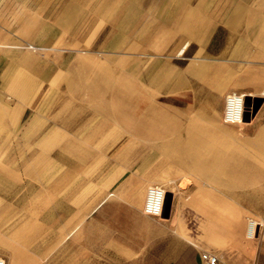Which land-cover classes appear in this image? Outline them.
I'll list each match as a JSON object with an SVG mask.
<instances>
[{
    "label": "rangeland",
    "instance_id": "rangeland-1",
    "mask_svg": "<svg viewBox=\"0 0 264 264\" xmlns=\"http://www.w3.org/2000/svg\"><path fill=\"white\" fill-rule=\"evenodd\" d=\"M171 8L176 11L168 0H0V122L5 126L0 135L9 145L0 151V170L15 171L7 176L13 188L2 192L0 187V201L5 200L0 202V258L7 264H113V254L128 244L123 239L142 231L148 189L155 185L166 197L170 193L169 201L174 196L175 214L186 216L189 208L195 216L167 228L195 233L196 243H209L207 252L219 257L218 264H264V159L255 161L258 170L228 174L230 184L223 187L220 167H232L234 158L222 165L163 146L172 134L184 137L193 130L189 125L199 114L205 128L220 126L222 135H235L247 147V138L264 127V87L255 89L253 109L244 111L243 121L224 122L228 96L250 91L235 85L252 83L234 80L236 57L223 45L224 33L209 39L210 31L201 30L200 23L195 37L184 38L189 27L177 23ZM123 37L128 41L119 42ZM204 39L212 44L206 47ZM102 68L98 85L115 78L128 91L125 78L137 80L147 87L141 90L144 100L151 106L156 101V108L131 112L96 106L107 96L96 95L88 84L72 91L65 85L67 70L91 74ZM250 69L245 62L244 71ZM227 73L232 79L222 84ZM179 77L184 83L175 89ZM59 97L76 106L46 103ZM88 100L92 106L82 105ZM34 115L50 125L27 127ZM159 134L163 142H148L159 140L150 137ZM130 136L132 142H126ZM86 139L91 142L79 141ZM56 142L75 143L78 152L53 154ZM258 143L254 148L264 157V139ZM31 147L40 153L26 154ZM129 151L134 154L125 155ZM224 194L228 198L222 202ZM109 200L115 204L97 210ZM159 220L161 230L168 220ZM252 220L258 225L250 235ZM221 243H226V262L220 261ZM157 250L148 264L169 262L170 249ZM195 250L206 264L205 250Z\"/></svg>",
    "mask_w": 264,
    "mask_h": 264
},
{
    "label": "crops",
    "instance_id": "crops-1",
    "mask_svg": "<svg viewBox=\"0 0 264 264\" xmlns=\"http://www.w3.org/2000/svg\"><path fill=\"white\" fill-rule=\"evenodd\" d=\"M168 3L176 6V11L174 8H171L170 15L178 18L177 23L189 27L188 30H184V38L190 39L191 37H195V31L196 29H199L198 26L201 24L203 25L201 30L210 31L209 39L214 32L219 31L224 33L222 38L224 41L223 45L226 48L231 47L233 49L232 54L236 57L235 62L237 66L234 73L235 76H233L234 80L243 84V80L248 79L250 80V83H252L251 85H235L236 89H250L249 92L246 91L240 93L245 98V112L250 113L253 109V96L259 92L258 89L264 87V0H168ZM181 17H183V19H181ZM195 17H203V19L202 21H195ZM202 36H204V34ZM205 39L204 42L206 43ZM209 39L208 41H210V43H206V47L207 45L212 44V39ZM245 62L251 64L249 72L244 71ZM228 74L229 73L225 74L224 79H222L221 82L222 84H226L228 78L229 80L232 79L231 75ZM177 83L178 79L175 84ZM175 86L176 85H174V87ZM255 89L258 92L255 91ZM236 93L239 94L238 92ZM154 108H156V106ZM225 114H227V109ZM80 115L84 118V112H81ZM85 116L87 117V120L91 116L93 117L92 113L88 111L85 113ZM257 116L258 112H256L251 118V123L257 118ZM42 119L43 120L41 121L39 116L37 117L34 115L30 119V122L27 123V127L35 125L47 127L50 125L48 123L49 121L45 122V118ZM193 121L192 125L190 124L189 126H192L195 130L189 128L184 137L172 134L173 139L167 140L166 142H171L174 139L182 140L183 143L188 145V148L186 147L188 150L187 157L192 153L193 156L201 155L204 159L209 161L216 159L220 163L221 161L224 162L234 158L237 162L233 164L230 163V166L232 167H220V172L225 175L223 181H221L223 187H227L230 184L228 174L235 173L237 175H242L243 170L254 171L253 167L256 169L259 168L257 165L255 166V161L259 157L260 159H264V157H261L263 151L254 148V144L259 146V139H264V127L260 129L261 131H257L254 135L255 137L247 138L248 142H246V145L248 146L245 147L238 140L237 136L222 135L220 133V130L222 129L220 126L205 128L203 125L204 119L201 115L197 114ZM235 121L237 120L227 119L225 115L224 122L235 123ZM238 121H243V119ZM162 127L164 128V126ZM133 136H130V138L128 137L129 139H127L126 142L131 143ZM150 137H155V139L159 138L157 141L149 140L148 142L151 143H161L164 140L161 134L155 136L151 135ZM79 141L91 142L89 139ZM117 154H120V152H117ZM133 154L134 153L130 151L125 153V155L129 156ZM222 165H226L225 162ZM238 183L242 184V180L238 181ZM168 197L169 196L166 197L163 213L161 215L151 214L146 212V210L144 211L148 217L145 218V225L140 227L142 231L138 236H131L128 239H123L128 244L124 243L122 251L113 254V264H148V256H157L158 251H160L157 249L160 248L170 249V260L165 264H201L199 253L196 252L195 247L202 251H208L210 250V245L209 243H207L208 245L199 242L196 243V236L193 232H186V234L183 233L182 235L175 230H171L170 227L167 228V224L170 225L172 223H177L182 225L184 223H189L190 221L193 222L195 219L194 215L189 214V208H187L188 214L186 216H178L175 214L177 212L174 211L176 206L175 198L173 196L169 201ZM227 198L228 197L224 194L219 199L220 201L225 202ZM112 201H114V199ZM112 203L115 204L114 202ZM112 203L111 200H109L106 203L98 205L97 210L99 207H108L109 204ZM167 208L169 211L168 216H164L165 209ZM92 217H94V215ZM159 219L168 220L166 221L168 223H164L163 229L161 230L159 227L162 225V222ZM225 239L226 238L222 236L218 237L219 242H224ZM199 240L200 238L197 239V241ZM167 241H169V243H167ZM225 244L226 243H221L218 246L220 249H223V252H219L220 261L224 260L226 262L227 248ZM153 249H156L157 251H153Z\"/></svg>",
    "mask_w": 264,
    "mask_h": 264
},
{
    "label": "bare ground",
    "instance_id": "bare-ground-1",
    "mask_svg": "<svg viewBox=\"0 0 264 264\" xmlns=\"http://www.w3.org/2000/svg\"><path fill=\"white\" fill-rule=\"evenodd\" d=\"M161 1V0H160ZM126 2V1H125ZM124 6V5H123ZM119 9V8H118ZM98 17V16H97ZM106 18V17H105ZM116 20V19H115ZM116 22V21H114ZM121 22V21H119ZM122 23V22H121ZM126 27V26H125ZM115 30V29H114ZM119 30V29H118ZM108 32V31H107ZM118 32V31H117ZM121 33V32H120ZM128 35V34H127ZM134 35V34H133ZM113 37V34L111 35ZM110 36V37H111ZM115 36V35H114ZM126 37V36H125ZM108 38V37H107ZM109 40V39H108ZM111 40V38H110ZM133 40V39H132ZM112 41V40H111ZM119 42H127L128 39L126 38H119L118 39ZM106 42V41H105ZM136 46V45H135ZM122 48V47H121ZM135 62V61H134ZM82 63V62H81ZM87 64H89L88 62H85ZM104 67V66H103ZM105 68V67H104ZM104 68L101 69V71H98V72H93L90 74V71H86L84 73H81V74H78L77 72L73 71V70H67L66 72H68L69 75H65V78L64 80L66 81L65 85L67 86V88L69 90H75L74 88H78L79 85H85V84H88L89 86V89L90 88H93L96 95H106L107 96V99L103 100V101H98L96 103V106H107V107H111V108H117L119 106L121 107H124L128 110H134V109H137V108H142V107H146V106H151V104L148 105L147 101L144 100L143 98V94H145V92H141V90H147V87L142 85L141 82H138L137 80H133L131 82V80L126 77L125 79L128 80L129 84H131V87H130V90H126V87L124 86L125 83H117L116 82V79H110L109 81H106L104 82L103 84H100L98 85V82L101 81V79H103L104 77V73H105V70L102 71ZM204 68V67H203ZM53 69V68H52ZM137 69V68H136ZM209 69V68H208ZM54 70V69H53ZM52 70V71H53ZM123 70V69H122ZM125 70V69H124ZM207 70V69H206ZM47 72V71H46ZM127 71H125V73L123 74H126ZM135 72V71H134ZM156 72V71H155ZM208 72V71H207ZM50 73V72H49ZM56 73V72H55ZM59 73V72H58ZM129 73V71H128ZM152 73V72H151ZM133 74V73H132ZM130 74V75H132ZM135 74V73H134ZM206 74V73H205ZM57 75V74H56ZM109 75V74H108ZM122 75V74H121ZM156 75V74H155ZM204 75V74H203ZM23 76V75H22ZM51 76V75H50ZM111 76V75H110ZM110 76H107V77H110ZM119 76V75H118ZM128 76V75H126ZM106 77V78H107ZM113 77V76H112ZM125 77V76H124ZM150 77V76H149ZM20 78V77H19ZM123 78V77H122ZM154 78V77H153ZM121 79V78H120ZM140 79V78H139ZM17 80H19L17 78ZM16 80V81H17ZM183 82L181 81L180 77L178 79V83L175 84V89H179L180 88V81L182 82V84L184 83V79H182ZM22 82H25L23 79L21 80ZM186 81V80H185ZM20 82V81H19ZM28 82V81H27ZM156 82V81H155ZM14 85V84H13ZM28 84H26L27 86ZM155 85V84H154ZM29 86L32 87L33 86V83L29 82ZM185 86V85H184ZM15 87V86H14ZM34 87H35V84H34ZM88 87V86H87ZM33 88V87H32ZM181 88H182V85H181ZM92 89V90H93ZM16 90V89H15ZM59 91V90H58ZM15 92V91H14ZM58 95V93H57ZM61 97V95H59ZM59 97L58 100H55V99H48L46 101V103L49 104L50 103H53L54 105L58 106H64V107H69V106H72L74 105V107L76 106L75 105V102H70V100H67L64 101L63 99H61ZM244 97L241 96V95H229L228 96V99H227V114H226V118L229 119V120H242L243 119V114H244ZM89 105V106H92L93 102L92 101H87V103H82V105ZM157 104L156 101H154L152 103V106L151 107H155ZM4 117V116H3ZM3 120V119H2ZM1 121V119H0ZM5 127V126H4ZM2 123L0 122V130L3 129L4 131V128ZM2 132V131H0ZM4 132H2L3 134ZM2 134L0 135V151L1 150H7V146L6 145V141L4 138H6L5 136H2ZM4 135V134H3ZM3 137V138H2ZM18 137V136H17ZM61 137L59 134H57L55 136V138H59ZM78 137V136H77ZM94 136H90V138H92ZM8 138V137H7ZM34 138H36V135L34 136ZM49 138H52L51 136H49ZM95 138V137H94ZM179 138V137H178ZM60 139V138H59ZM55 146H57V148L55 149V151L53 152V154H56V155H64V154H72L74 153V155L78 152V148L76 147L75 143L72 144V142H66L65 145L63 143H61L59 145V142H56L54 144ZM53 145V146H54ZM53 146H50L48 149L52 148ZM165 148L167 149H171L172 151L174 152H177V153H180V154H184L186 153L188 150L186 148L185 145H183V142L182 140H177V139H174L173 141H168V142H165L164 145H163ZM48 151V150H47ZM46 150L45 151H42L41 154H45L47 152ZM76 152V153H75ZM132 152V151H130ZM40 152H38V149L34 148V147H31L30 148V153L27 152L26 154H32V155H35L36 154H39ZM48 153V152H47ZM2 165V164H1ZM2 167V166H1ZM6 169V168H5ZM9 169V168H8ZM6 171L4 170H0V175L2 177H0V179L2 180V182H0V187L2 189V192H7V190L9 188H13V185L12 183L10 184L7 179H8V175H13L15 173V171L13 170L12 173L11 171L8 173H5ZM7 174V175H6ZM166 195V192L165 190H158V192H156L155 194L151 195L150 196V199L152 201H154L156 199V195ZM153 197V198H152ZM2 202H5V200L2 198L1 201ZM14 202V201H13ZM257 225H258V222H256L255 220H252L250 222V227H249V234L250 235H253L254 234V231L255 229L257 228ZM0 264H7L6 261L4 259H1L0 258Z\"/></svg>",
    "mask_w": 264,
    "mask_h": 264
},
{
    "label": "built area",
    "instance_id": "built-area-1",
    "mask_svg": "<svg viewBox=\"0 0 264 264\" xmlns=\"http://www.w3.org/2000/svg\"><path fill=\"white\" fill-rule=\"evenodd\" d=\"M158 190L163 191V189H161L157 185L149 187L145 210L146 212L151 214L161 215L163 213V207L166 197L160 194V195H156V199L154 201L150 199V196L158 192ZM202 259L206 264H218L219 262V258L217 255L207 251L202 252Z\"/></svg>",
    "mask_w": 264,
    "mask_h": 264
},
{
    "label": "water",
    "instance_id": "water-1",
    "mask_svg": "<svg viewBox=\"0 0 264 264\" xmlns=\"http://www.w3.org/2000/svg\"><path fill=\"white\" fill-rule=\"evenodd\" d=\"M170 195V193L168 194V196ZM168 208L167 209H165V213H164V216H168Z\"/></svg>",
    "mask_w": 264,
    "mask_h": 264
}]
</instances>
